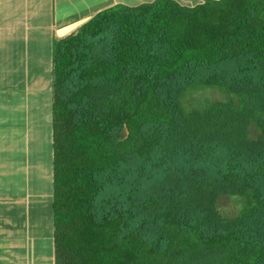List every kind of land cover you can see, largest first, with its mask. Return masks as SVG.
Returning <instances> with one entry per match:
<instances>
[{
	"label": "trees",
	"instance_id": "obj_1",
	"mask_svg": "<svg viewBox=\"0 0 264 264\" xmlns=\"http://www.w3.org/2000/svg\"><path fill=\"white\" fill-rule=\"evenodd\" d=\"M200 86L237 102L185 111ZM51 92L55 264H264V0L103 10L53 42Z\"/></svg>",
	"mask_w": 264,
	"mask_h": 264
},
{
	"label": "crops",
	"instance_id": "obj_2",
	"mask_svg": "<svg viewBox=\"0 0 264 264\" xmlns=\"http://www.w3.org/2000/svg\"><path fill=\"white\" fill-rule=\"evenodd\" d=\"M153 1L0 0V264H55L53 42L103 10Z\"/></svg>",
	"mask_w": 264,
	"mask_h": 264
},
{
	"label": "rangeland",
	"instance_id": "obj_3",
	"mask_svg": "<svg viewBox=\"0 0 264 264\" xmlns=\"http://www.w3.org/2000/svg\"><path fill=\"white\" fill-rule=\"evenodd\" d=\"M237 102L235 94L224 91L216 87H192L185 91L181 98V105L185 111H201L206 107L227 101ZM260 134L255 121H250L248 125V138L256 140ZM251 206V199L245 194H230L219 196L215 207L223 218H234L242 211Z\"/></svg>",
	"mask_w": 264,
	"mask_h": 264
}]
</instances>
